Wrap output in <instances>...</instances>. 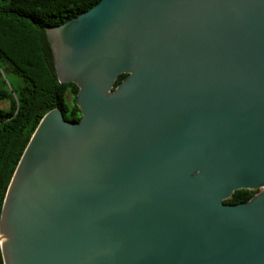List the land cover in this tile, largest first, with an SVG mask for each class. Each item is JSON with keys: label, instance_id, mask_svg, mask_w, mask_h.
<instances>
[{"label": "water", "instance_id": "water-1", "mask_svg": "<svg viewBox=\"0 0 264 264\" xmlns=\"http://www.w3.org/2000/svg\"><path fill=\"white\" fill-rule=\"evenodd\" d=\"M47 36L82 118L34 132L4 264H264V191L225 203L264 188V0H102Z\"/></svg>", "mask_w": 264, "mask_h": 264}, {"label": "trees", "instance_id": "trees-1", "mask_svg": "<svg viewBox=\"0 0 264 264\" xmlns=\"http://www.w3.org/2000/svg\"><path fill=\"white\" fill-rule=\"evenodd\" d=\"M102 0H0V219L16 168L40 122L61 109L80 122L79 87L61 84L47 30L65 24ZM127 75L119 76L117 87ZM71 97L70 102L68 97ZM258 191L241 190L226 204L247 203ZM0 264H4L0 246Z\"/></svg>", "mask_w": 264, "mask_h": 264}, {"label": "rangeland", "instance_id": "rangeland-1", "mask_svg": "<svg viewBox=\"0 0 264 264\" xmlns=\"http://www.w3.org/2000/svg\"><path fill=\"white\" fill-rule=\"evenodd\" d=\"M70 100H71V97L69 96L68 97V101L70 102ZM0 108H2V109H8L9 108V104L7 102H1L0 101ZM257 191H258V194L257 195H259L260 193H262L264 191V188H261V189H259Z\"/></svg>", "mask_w": 264, "mask_h": 264}]
</instances>
